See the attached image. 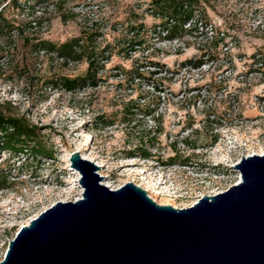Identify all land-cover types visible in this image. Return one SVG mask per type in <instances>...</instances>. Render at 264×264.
I'll list each match as a JSON object with an SVG mask.
<instances>
[{"label":"rangeland","instance_id":"rangeland-1","mask_svg":"<svg viewBox=\"0 0 264 264\" xmlns=\"http://www.w3.org/2000/svg\"><path fill=\"white\" fill-rule=\"evenodd\" d=\"M202 2L207 27L168 41L150 0H0L17 28L0 35V104L46 153L0 149V261L18 223L82 198L73 153L98 167L99 185L132 183L178 209L226 191L242 157L264 155V0ZM88 36L94 83L67 91L59 80L85 76L86 59L38 44Z\"/></svg>","mask_w":264,"mask_h":264},{"label":"water","instance_id":"water-1","mask_svg":"<svg viewBox=\"0 0 264 264\" xmlns=\"http://www.w3.org/2000/svg\"><path fill=\"white\" fill-rule=\"evenodd\" d=\"M69 159L82 198L18 223L0 264H264V155L242 157L237 184L184 209L132 183L110 190L94 163Z\"/></svg>","mask_w":264,"mask_h":264},{"label":"trees","instance_id":"trees-1","mask_svg":"<svg viewBox=\"0 0 264 264\" xmlns=\"http://www.w3.org/2000/svg\"><path fill=\"white\" fill-rule=\"evenodd\" d=\"M203 0H150V7L153 16L160 19L157 28L163 34L164 40H174L182 33H191L199 28L207 27V14L202 6ZM66 15L62 14V19L66 20ZM192 26V28H191ZM187 27V28H186ZM13 29H17L11 24V21L3 16V10H0V35ZM222 37L223 33L219 34ZM218 35V36H219ZM210 39L214 37L210 36ZM89 36L86 38L78 37L61 44L45 43L40 47L49 48L58 58L65 61H82L86 59L87 70L85 76L75 78H62L59 80L65 90L73 91L81 83L88 82L93 84L95 80L96 62L98 52L93 46L89 45ZM222 41V38H220ZM217 44V40L215 41ZM191 65L198 67L201 61L190 62ZM56 85V84H55ZM35 128L28 123L12 115L5 113L4 104H0V149L12 153L33 151L35 156L44 155V148L36 142L34 135ZM33 143V144H31ZM142 156L146 157L144 152Z\"/></svg>","mask_w":264,"mask_h":264},{"label":"bare ground","instance_id":"bare-ground-1","mask_svg":"<svg viewBox=\"0 0 264 264\" xmlns=\"http://www.w3.org/2000/svg\"><path fill=\"white\" fill-rule=\"evenodd\" d=\"M77 150H79V152L80 151H82V150H80V146H78L77 147ZM114 173V172H113ZM158 182V181H157ZM159 183V182H158ZM147 184V183H146ZM156 185V184H155ZM115 189V188H114ZM146 189L148 190V191H152V193H154L156 196H158V195H161V194H163V193H165V194H167L168 192H158V191H155L154 190V188L152 187V185H148V186H146ZM61 194L63 193V194H65L67 197H69L71 194H72V192L71 191H68V190H65L64 192H60ZM169 194V193H168ZM153 198V197H152ZM151 199V198H150ZM171 207H173V206H171ZM173 208H175V207H173ZM177 209V208H176Z\"/></svg>","mask_w":264,"mask_h":264}]
</instances>
